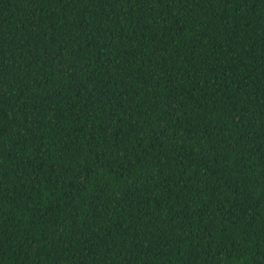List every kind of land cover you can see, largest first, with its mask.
I'll return each instance as SVG.
<instances>
[{"label": "trees", "instance_id": "trees-1", "mask_svg": "<svg viewBox=\"0 0 264 264\" xmlns=\"http://www.w3.org/2000/svg\"><path fill=\"white\" fill-rule=\"evenodd\" d=\"M0 264H264V0H0Z\"/></svg>", "mask_w": 264, "mask_h": 264}]
</instances>
